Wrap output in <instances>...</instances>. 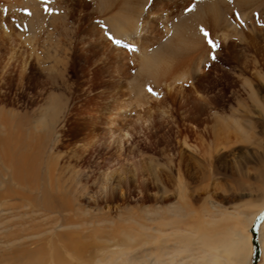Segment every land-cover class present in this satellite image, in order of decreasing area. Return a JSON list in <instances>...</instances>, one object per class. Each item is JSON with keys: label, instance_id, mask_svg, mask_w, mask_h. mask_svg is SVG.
Listing matches in <instances>:
<instances>
[{"label": "rangeland", "instance_id": "374dc122", "mask_svg": "<svg viewBox=\"0 0 264 264\" xmlns=\"http://www.w3.org/2000/svg\"><path fill=\"white\" fill-rule=\"evenodd\" d=\"M262 109L264 0H0V240L44 232L15 264H251ZM216 115L246 124L221 148Z\"/></svg>", "mask_w": 264, "mask_h": 264}, {"label": "bare ground", "instance_id": "6f19581e", "mask_svg": "<svg viewBox=\"0 0 264 264\" xmlns=\"http://www.w3.org/2000/svg\"><path fill=\"white\" fill-rule=\"evenodd\" d=\"M246 84H248V83H246ZM249 84H251V83H249ZM253 85V84H252ZM250 86V91H251V93H252V97L254 98V101L258 104V106L259 107H261V104L260 103H258L259 102V97L257 96L258 94L256 93V91H255V89L253 88L254 87V85H253V87L251 86V85H249ZM248 87V86H247ZM249 91V92H250ZM262 114L264 115V110L262 109ZM261 114V115H262ZM244 125V126H243ZM245 123L244 124H242L241 122H239V121H236V120H233V121H227V120H225L224 118H222L221 116H218V115H216V116H214V123L212 124V126L210 127V130H211V134H212V136H213V138H214V140L216 141V143L218 144V146H220L219 148H221V146L225 143V142H230L231 141V135H230V132H229V130H231L232 128H235V130H237V131H243L244 130V128H245ZM244 132V131H243ZM242 132V133H243ZM246 132V131H245ZM232 133V132H231ZM238 134V133H237ZM219 150V149H218ZM24 160V159H23ZM27 162V161H26ZM17 164V163H16ZM24 164V163H23ZM27 167V166H26ZM20 170V169H19ZM25 170V169H24ZM22 171V170H21ZM23 174V173H22ZM16 177H17V179H19V180H22V177H24V176H22L21 174H16ZM26 179V178H25ZM110 179H111V176L110 175H106L105 177H104V182H103V187H102V191H103V193L105 194V193H107L108 192V190H109V187H110ZM25 181V180H24ZM23 181V182H24ZM22 183V182H21ZM14 192V190H11L10 188L8 189V190H4V191H2V192H0V201L2 202V204L4 203H7L6 201H7V198H9L11 195H12V193L11 192ZM15 193H18V194H20V192L19 191H15ZM182 194V193H181ZM180 194V195H181ZM182 196V198H184V196H183V194L181 195ZM4 200V201H3ZM1 204V205H2ZM19 205V204H18ZM40 205H42L43 207H41V208H39V209H34V208H32V211H33V215H32V218H31V224H32V226H34V227H38V226H40V224L42 223V222H44V220H46L47 218H49V217H46L47 215H49V214H51V213H56L55 215L57 216H60L61 214H62V212H63V209H62V207H58L57 206V204L56 203H54V202H49L48 200H44ZM32 206V205H31ZM39 206V205H38ZM36 207V206H35ZM1 208V207H0ZM2 210H5V209H2ZM7 210V209H6ZM8 210H11V209H9L8 208ZM262 211V210H261ZM260 211V212H261ZM1 212V211H0ZM259 212V213H260ZM45 213V214H44ZM47 213V214H46ZM259 213H257V214H255L254 215V217H253V219H252V225H253V223L255 222V220H257V217H258V215H259ZM180 217V216H179ZM49 220V219H48ZM177 222H179V223H181L180 222V220L179 219H177L176 220ZM178 223V224H179ZM182 223H184L183 221H182ZM168 224H170V223H168ZM261 224V223H260ZM23 225V224H22ZM262 225H264V222H263V224ZM261 225V226H262ZM194 226H195V224H194ZM260 226V225H259ZM7 227V226H6ZM13 226H11V228H12ZM253 227V226H252ZM23 228V227H22ZM25 228V227H24ZM42 228V227H41ZM50 228V227H49ZM9 229V227L8 228H5V230H7L8 231V237L6 236V239H5V237H4V239L3 240H0V248H2V249H5V252L4 253H2L1 255H0V264H15L14 262L15 261H17V259L19 258V257H21V256H23V257H25L26 259H29V256H33L34 257V254H40L41 253V257L38 259V262L39 263H41V262H43V260H44V258L45 257H43V255L44 254H46V248H47V243L48 242H46V238H44L43 237V233L42 234H32L33 236H30V235H28L27 233V235H25L24 234V236L23 235H21L20 233L19 234H17L18 233V231H12L13 229H10V230H8ZM19 229H20V227H19ZM26 230L28 229V228H25ZM24 229V230H25ZM52 229H54V228H52ZM51 229V230H52ZM18 230V229H17ZM46 230V229H45ZM122 231H124V230H121L120 232H116V233H110L109 235H110V237H108V242H111V243H114V245H115V247L117 246H125V244H126V242L127 241H130V240H133L134 241V239H135V236L134 235H131V234H128V233H124V232H122ZM126 231V230H125ZM161 231V230H160ZM197 231V230H196ZM199 231V230H198ZM17 232V233H16ZM127 232H129L128 230H127ZM162 233H164L165 231H161ZM201 232V231H200ZM258 232H259V228H258ZM0 233H2V232H0ZM21 233H22V230H21ZM25 233V232H24ZM40 233V232H39ZM48 233V232H47ZM199 233V232H198ZM252 233V232H251ZM7 234V233H6ZM5 234V235H6ZM30 234V233H29ZM70 235H72V234H70ZM123 235V236H122ZM197 235H201V237H202V239H204L205 240V242L210 238V239H212V237H210L208 234H206L205 232H201L200 234H197ZM1 236V235H0ZM3 236V235H2ZM34 236H36L35 238H37L36 240L33 238ZM46 236V235H45ZM119 236H122V237H119ZM168 236H170V235H168ZM198 236V237H199ZM251 237H252V235H251ZM258 237H259V234H258ZM168 238V237H167ZM260 238V237H259ZM258 238V239H259ZM48 239V238H47ZM121 239H125V240H121ZM161 239V238H160ZM194 238H192V239H190V240H193ZM196 239V238H195ZM250 239V238H249ZM252 240H250L251 241V243H252V245L251 246H253V249H254V245H253V238H251ZM50 240H52V239H50ZM74 240V237H72V241ZM135 240H137V239H135ZM197 240H199V239H197ZM201 240V239H200ZM199 240V241H200ZM216 240V239H215ZM72 241H70V242H72ZM75 241V240H74ZM203 241V240H202ZM209 241V240H208ZM261 240H259V243L261 244L260 245V247H261V257L262 256H264V251H263V247H262V242H260ZM50 243H52V241H49ZM136 242V241H135ZM201 242V241H200ZM237 242V241H236ZM121 243V244H120ZM130 243H131V241H130ZM207 243V242H206ZM220 243H222L221 245H225V244H227L226 243V241H225V239L224 238H222L221 239V241H220ZM263 243H264V241H263ZM207 244H209L211 247H215L216 245L215 244H212L211 245V243H207ZM50 245H52V244H50ZM49 245V246H50ZM80 245V244H79ZM89 246V245H88ZM264 246V245H263ZM65 247H68V248H66L67 250L66 251H69V250H73L72 248V245L71 244H67ZM64 247V248H65ZM91 247V246H90ZM129 247V246H128ZM229 248H230V246H228ZM227 247V248H228ZM88 248V247H87ZM49 249H51V252H50V261L52 262V263H55V264H61L62 263V256L60 255V254H58L57 253V251H56V249L54 250V248L51 246ZM107 249V248H106ZM252 249V250H253ZM96 250H98V249H96ZM99 250H101V251H104L105 249H103V248H100ZM226 250H228V249H226ZM93 251H94V249H93ZM233 252V251H232ZM46 256V255H45ZM254 256H255V252H254ZM47 258V257H46ZM64 261V260H63ZM46 262V261H45ZM260 262V261H259ZM259 262H258V264H259ZM38 263V264H39ZM247 263H249V262H247ZM17 264V263H16ZM27 264H28V262H27Z\"/></svg>", "mask_w": 264, "mask_h": 264}, {"label": "water", "instance_id": "95a60500", "mask_svg": "<svg viewBox=\"0 0 264 264\" xmlns=\"http://www.w3.org/2000/svg\"><path fill=\"white\" fill-rule=\"evenodd\" d=\"M264 219V210L262 213L257 217V220L255 221L253 227L251 228V232L253 234V245H254V252L255 256L252 260L251 264H258V262L261 260V247L259 243V237H258V228L262 220Z\"/></svg>", "mask_w": 264, "mask_h": 264}, {"label": "snow or ice", "instance_id": "6c2138e0", "mask_svg": "<svg viewBox=\"0 0 264 264\" xmlns=\"http://www.w3.org/2000/svg\"><path fill=\"white\" fill-rule=\"evenodd\" d=\"M204 35L207 37L208 36V33L205 32ZM109 38L112 39L115 44H118V45L119 44H122V41L121 40H117V39H114L112 37H109ZM208 42H209V44H211L213 46V48H215L217 46L211 39H209ZM124 47H127V48H129L130 50H133V51L135 50V47L132 46V45H124ZM212 58L215 59V56L213 55ZM148 91L149 92H152L153 90L151 88H149Z\"/></svg>", "mask_w": 264, "mask_h": 264}]
</instances>
